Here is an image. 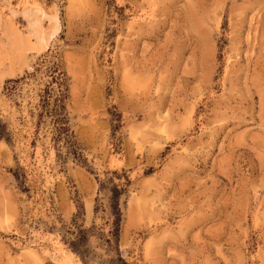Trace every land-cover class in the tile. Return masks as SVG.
Here are the masks:
<instances>
[{
  "label": "rangeland",
  "instance_id": "obj_1",
  "mask_svg": "<svg viewBox=\"0 0 264 264\" xmlns=\"http://www.w3.org/2000/svg\"><path fill=\"white\" fill-rule=\"evenodd\" d=\"M36 4L60 31L0 82V264H83L62 236L93 222L108 257L110 177L130 180L119 241L130 263L264 264V0H0V11L26 33L10 10ZM57 103L82 163L57 140Z\"/></svg>",
  "mask_w": 264,
  "mask_h": 264
},
{
  "label": "trees",
  "instance_id": "obj_2",
  "mask_svg": "<svg viewBox=\"0 0 264 264\" xmlns=\"http://www.w3.org/2000/svg\"><path fill=\"white\" fill-rule=\"evenodd\" d=\"M53 112L56 117L58 129L57 140H63L67 156H71L74 160L82 163V150L69 125L66 106L62 103H57ZM7 129L8 124L3 122L0 118V138L9 141L10 136ZM129 181L130 180L127 179L125 184H119L115 183L112 177L100 181L99 190L107 194L106 209L111 218L110 230L107 233H99L100 237L103 239V243L107 245L106 251L109 253L108 257L102 258L92 247L90 238L96 232L95 222L85 228L77 226L75 230H68L66 234L62 236V240L71 251L80 257L83 264H132L123 256L119 247L122 221L120 199L122 195L127 192L126 186ZM100 207V198H98L95 206V216L98 215L101 209Z\"/></svg>",
  "mask_w": 264,
  "mask_h": 264
},
{
  "label": "bare ground",
  "instance_id": "obj_3",
  "mask_svg": "<svg viewBox=\"0 0 264 264\" xmlns=\"http://www.w3.org/2000/svg\"><path fill=\"white\" fill-rule=\"evenodd\" d=\"M9 16L12 19L23 18L27 22V32L24 33L9 23L11 21L5 19L0 11V82L7 73H14L17 65L25 62L29 50L47 49L50 40L60 31L58 15L49 14L41 5L11 9ZM45 19L49 22V27L43 25ZM64 258L71 261L70 255H65Z\"/></svg>",
  "mask_w": 264,
  "mask_h": 264
}]
</instances>
